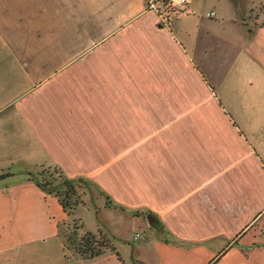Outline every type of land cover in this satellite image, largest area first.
I'll use <instances>...</instances> for the list:
<instances>
[{
  "label": "crops",
  "instance_id": "crops-1",
  "mask_svg": "<svg viewBox=\"0 0 264 264\" xmlns=\"http://www.w3.org/2000/svg\"><path fill=\"white\" fill-rule=\"evenodd\" d=\"M0 75V264H264V0H0ZM91 139L99 167L74 157ZM42 166L97 185L85 230L120 258L65 250Z\"/></svg>",
  "mask_w": 264,
  "mask_h": 264
},
{
  "label": "trees",
  "instance_id": "trees-1",
  "mask_svg": "<svg viewBox=\"0 0 264 264\" xmlns=\"http://www.w3.org/2000/svg\"><path fill=\"white\" fill-rule=\"evenodd\" d=\"M51 170L52 171L43 169L42 171L36 173V178L38 176L40 178L38 181L30 177L28 178V181L33 182L46 195L55 197L62 208V211L66 215V218L57 224L58 236L63 240L64 248L72 253L73 256L78 257L84 262H88L102 256L107 250L118 256L113 244L109 242L106 236L100 235V233L96 235L88 231L83 232L80 236H78L77 230L83 227V225H77L74 224V222L73 225H71L68 221L73 215V210L80 203H82L78 195L77 188L75 187L76 184L74 181L64 176L60 168L55 166ZM4 178V175H0V181ZM57 179L61 180V186L55 188L53 183ZM105 199L106 205H111L110 198L106 197ZM118 208L121 209L120 207ZM133 216H139V213H133Z\"/></svg>",
  "mask_w": 264,
  "mask_h": 264
},
{
  "label": "rangeland",
  "instance_id": "rangeland-1",
  "mask_svg": "<svg viewBox=\"0 0 264 264\" xmlns=\"http://www.w3.org/2000/svg\"><path fill=\"white\" fill-rule=\"evenodd\" d=\"M9 78L10 79L8 82H9V85L11 86V89H10L11 95H13L14 93H18L25 88L23 85L20 86V84H17V88L15 87L16 81H15V78L13 77L12 73H10ZM80 80H81V82H79V87H75V92H77V91L81 92L82 91L83 80H82V78ZM0 82H2V83L4 82L1 80V77H0ZM76 84H78V83H76ZM1 86H2V84H0V87ZM76 104H77V102H76ZM76 108H78L77 105H76ZM2 118H3V125L1 126V130H0L1 134H3L2 132L6 133L7 132V124L10 125L8 122H5L6 118H7L6 116H2ZM69 118H70V119H68L69 127H72L75 129L76 128L82 129V127H83L82 121H79L80 119L77 116V114L74 115V117L69 116ZM98 118H101V116L97 115L95 120H97ZM59 125H60V123H59ZM90 141H91V144L89 146H88V144H86L85 148H82L83 146H80V145H79L80 147H76L74 149V153H75L74 157L77 158V155H78L81 158H84V156L86 154L87 157L91 158L92 162L98 161L97 164H93V165H94V167H96V166L99 167L102 163V160H103V159H101V156H99V151H102V149L98 148L97 144L93 141V139H91ZM107 150H110V149H107ZM93 165H90V166L92 167ZM43 169H48V170L52 171L51 169H53V167L52 166L51 167H48V166L39 167L38 169H36V171L32 172V174H30L29 177L32 179L34 178V179H36V181H38L40 178H39V176L36 178V173L42 171ZM106 174L108 176V177L106 176V178H105L107 180L106 185H108L111 188V190H115V187H114L115 171H113V168H111L108 170V173H106ZM54 177L57 178L56 176H54ZM81 179H82V181L81 180L78 181L77 179L72 180L76 184L75 187L77 188V192H78V195H79L82 203H80L73 210V215L68 220L69 223H71V225H73V222H74V224H77V225H83V227H81L79 230H77L78 236H80L81 233L86 232L87 230H85V229H90V230L94 229V226L97 222V218H96L97 214L96 215L94 214V211H96L97 207H98V205L96 204V203H98L97 198H98V196H102V197L104 196L103 193L98 189L97 185L93 184L92 181H87L83 178H81ZM82 182H84V183H82ZM128 182H129V180H126L125 182L122 183V179L120 178L118 181V185L120 186V188H124L125 185H127V186L129 185V184H126ZM60 184H61V180L57 179L53 183V186H55V188H57V187L61 186ZM143 215H145V213H143ZM124 222H125V224L123 225V227L127 226L126 231H128L131 236L132 235L134 236V234L139 233V237L136 241H138L140 238H143V235H141L140 231H138V230H136L135 232L133 231L132 223H128L127 221H124ZM65 226H64V228H65ZM150 228L151 227H147V230H146L147 233L150 231ZM159 232H160V234H162V231H159ZM98 233H100V235L106 236L108 238L109 242H111V244L113 243V238L111 237V235L108 234L106 231H104L102 228H98ZM98 233L95 232L94 234L98 235ZM62 242H63V240H62ZM67 252L70 255H72V253H70L69 251H67ZM106 252H109V251L107 250Z\"/></svg>",
  "mask_w": 264,
  "mask_h": 264
},
{
  "label": "built area",
  "instance_id": "built-area-1",
  "mask_svg": "<svg viewBox=\"0 0 264 264\" xmlns=\"http://www.w3.org/2000/svg\"><path fill=\"white\" fill-rule=\"evenodd\" d=\"M192 0H147V6L158 13L169 14L187 8ZM214 12H209L206 17H214ZM139 233L134 234L133 240H137Z\"/></svg>",
  "mask_w": 264,
  "mask_h": 264
},
{
  "label": "water",
  "instance_id": "water-1",
  "mask_svg": "<svg viewBox=\"0 0 264 264\" xmlns=\"http://www.w3.org/2000/svg\"><path fill=\"white\" fill-rule=\"evenodd\" d=\"M79 180L82 181L81 178L78 179V181H79ZM82 183H84V182H82ZM146 219H147V221H148V223H149L150 225L154 224V222H155V219H154V217H153L151 214H148Z\"/></svg>",
  "mask_w": 264,
  "mask_h": 264
}]
</instances>
